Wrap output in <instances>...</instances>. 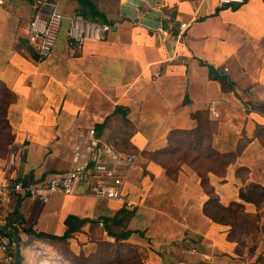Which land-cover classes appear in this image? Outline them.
Masks as SVG:
<instances>
[{
    "label": "crops",
    "instance_id": "1",
    "mask_svg": "<svg viewBox=\"0 0 264 264\" xmlns=\"http://www.w3.org/2000/svg\"><path fill=\"white\" fill-rule=\"evenodd\" d=\"M56 10V48L40 58L29 43L34 1L0 5V98L12 133L0 177L32 182L72 168L77 132L95 126L114 148L137 154L125 184L136 207L84 184L46 202L15 195L4 212L19 234L21 264H47L49 236L65 234L69 216L90 220L69 238L77 254L93 244L87 231L109 218L132 231L125 242L145 251L143 264H263L264 201L241 199L240 190L264 187V0H57ZM75 13L112 30L71 47ZM196 114L207 118L213 147L235 154L223 175L208 177L222 205L244 204L241 240L204 213L209 196L193 166L183 162L173 179L151 156L171 132L197 129ZM3 256L0 247V264Z\"/></svg>",
    "mask_w": 264,
    "mask_h": 264
},
{
    "label": "built area",
    "instance_id": "2",
    "mask_svg": "<svg viewBox=\"0 0 264 264\" xmlns=\"http://www.w3.org/2000/svg\"><path fill=\"white\" fill-rule=\"evenodd\" d=\"M6 0H0V5ZM37 12L30 23L29 43L40 58L48 57L56 48L57 37L63 17L56 10L57 0H33ZM245 0H219L222 6L242 4ZM186 24H182L185 27ZM112 26L86 19L75 13L67 31L69 46H82L86 41L107 38ZM159 73H156L158 75ZM72 168L50 174L37 181H26L11 176L0 177V227L5 229L4 203L15 195L48 201L55 194H73L79 184H84L99 198L121 201L129 209L136 204L125 191L130 169L136 164L135 153L117 150L99 135L95 126L79 130L73 145ZM103 221L100 224L103 225ZM7 231H9L7 229ZM10 232V231H9ZM11 233V232H10ZM0 247L5 264H15V245L6 231L0 230Z\"/></svg>",
    "mask_w": 264,
    "mask_h": 264
},
{
    "label": "trees",
    "instance_id": "3",
    "mask_svg": "<svg viewBox=\"0 0 264 264\" xmlns=\"http://www.w3.org/2000/svg\"><path fill=\"white\" fill-rule=\"evenodd\" d=\"M101 23L106 22L103 21ZM209 70L211 75L216 77L214 67L210 65ZM5 91L7 92L6 89ZM3 103L5 102L2 100V98H0V105L3 106ZM3 110V122L10 135V139L5 145L9 147L12 133L9 130V123L6 119L4 107ZM196 116L199 119V127L197 129L175 130L171 132L169 136L168 146L162 150L152 153L151 156L166 169L168 175L173 179L177 177L180 165L183 162H187L191 166H193L199 173L201 177V184L205 192L209 196L208 200L205 202L203 207L204 213L207 216L211 217L214 221L231 225L233 231L238 230L239 225L245 217L244 204L241 202L234 201L228 206L222 205L219 202V197L215 192L214 187L210 184L208 177V171H214L219 175H223L228 164L233 161L235 154L221 153L217 151L212 144L213 135L209 131L207 118L203 119L202 116L199 114H196ZM240 197L241 199L247 201H254L257 203L264 201V187L258 184H254L250 186L247 191L242 188L240 190ZM121 212L126 213L125 210H122ZM126 216L129 217V214H126ZM86 221L90 220L79 219L75 216H69V218L67 219L68 230L62 236H49L44 233H37L36 236H49L53 239L68 240L71 237L72 233L77 231ZM105 221V228L107 230V233L109 236L115 238V242L121 244L126 243L129 244L131 247L135 246L138 251L137 245L125 242L132 234L131 230H116L108 224V222L110 221L109 218H105ZM4 227L10 230L13 235L19 237V234L15 229L13 222L8 221ZM230 237L234 238V236L232 235V230L230 233ZM107 244L109 246L113 245L112 242H108ZM120 255L121 256H119V258H116V260H125L124 255ZM138 260L142 262L141 264H143V256H138Z\"/></svg>",
    "mask_w": 264,
    "mask_h": 264
},
{
    "label": "rangeland",
    "instance_id": "4",
    "mask_svg": "<svg viewBox=\"0 0 264 264\" xmlns=\"http://www.w3.org/2000/svg\"><path fill=\"white\" fill-rule=\"evenodd\" d=\"M2 112L3 106L0 105V158L9 157L12 151L11 147L5 145L9 141L10 135L4 125ZM240 233L243 232L238 228V230L232 232V235L235 236L234 238L241 240ZM87 234L93 244L88 247H82L78 254L72 250L73 240L53 239L52 247L47 250V264H141L142 262L138 260V256L145 257V251L139 247L137 251L133 245L131 247L126 243L115 242V238L107 240L109 235L105 232V227L99 223L93 225L89 232L87 231ZM108 242H112L113 245L109 246ZM82 243L79 241V245L82 246ZM120 254L124 255L125 260H116V258L121 256Z\"/></svg>",
    "mask_w": 264,
    "mask_h": 264
},
{
    "label": "water",
    "instance_id": "5",
    "mask_svg": "<svg viewBox=\"0 0 264 264\" xmlns=\"http://www.w3.org/2000/svg\"><path fill=\"white\" fill-rule=\"evenodd\" d=\"M0 230L6 231L8 234H11L9 231L3 229L0 227ZM11 237L14 241L15 245V264H20V243H19V237L16 235L11 234Z\"/></svg>",
    "mask_w": 264,
    "mask_h": 264
}]
</instances>
